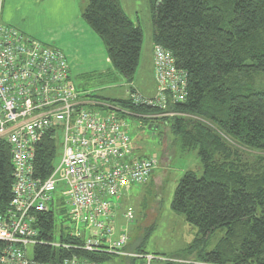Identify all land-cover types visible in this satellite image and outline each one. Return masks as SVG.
Returning <instances> with one entry per match:
<instances>
[{"label":"trees","instance_id":"trees-1","mask_svg":"<svg viewBox=\"0 0 264 264\" xmlns=\"http://www.w3.org/2000/svg\"><path fill=\"white\" fill-rule=\"evenodd\" d=\"M147 1L153 45L168 50L175 66L186 74L185 101L166 110L175 114L170 118L171 134L181 150L197 152L203 169L200 178L191 172L182 176L170 205L196 228L198 238L189 248L196 254L171 259L264 264V164L247 169L237 150L221 136L264 152V92L248 84L255 76H264V0ZM81 17L100 38L111 66L131 84L141 55L140 27L124 14L119 0H86ZM108 103L139 121L161 113L134 105L128 98ZM56 156L54 140L45 136L36 151L34 176L45 179ZM12 182L10 149L0 141V215L11 200ZM54 212L53 205L33 224L39 239L34 261L57 264L74 254L110 264L105 254L50 248ZM61 215L67 217L62 205ZM217 231L222 237L213 250L205 252ZM60 242L74 240L67 233ZM3 246L0 242V249ZM134 254L141 255L139 245ZM125 259L129 260L124 264H130L134 258Z\"/></svg>","mask_w":264,"mask_h":264},{"label":"built area","instance_id":"built-area-1","mask_svg":"<svg viewBox=\"0 0 264 264\" xmlns=\"http://www.w3.org/2000/svg\"><path fill=\"white\" fill-rule=\"evenodd\" d=\"M152 69L155 96L144 98L133 92L129 100L163 115L168 105L185 101L186 74L159 45L152 46ZM91 98L74 86L62 51L0 22V141L9 146L13 178L11 200L0 215L4 244L0 264H42L27 259L26 247L39 243L33 224L54 205L60 186L61 205L74 227L68 235L74 242H50V248L142 258L125 251L130 239L116 222L118 216L134 220L130 210L122 211L124 201L132 188L146 184L157 160L137 157L122 119L113 111L116 108ZM45 136L54 140L57 156L50 174L40 179L33 167ZM57 264L100 263L72 254Z\"/></svg>","mask_w":264,"mask_h":264},{"label":"rangeland","instance_id":"rangeland-1","mask_svg":"<svg viewBox=\"0 0 264 264\" xmlns=\"http://www.w3.org/2000/svg\"><path fill=\"white\" fill-rule=\"evenodd\" d=\"M120 7L128 19L138 25L142 32L141 55L135 76L131 84L111 66L107 59L105 48L95 32L83 21L81 13L86 5L76 4V21L71 24L59 22L52 24L48 17L38 13L34 16L32 29L35 37L42 44L54 47L63 52L66 57L71 80L82 93L92 97L98 104L108 105L110 100L129 99L130 93L136 92L144 98H153L156 86L153 80L152 43L150 9L147 0H119ZM82 8V9H81ZM48 15V12H47ZM83 25L89 32L80 30L70 36L68 29H79ZM251 87L264 92V76L257 75L252 80ZM133 91H130V90ZM122 119L127 134L132 140L137 157L155 158L157 166L146 184L132 188L122 211L130 210L134 220L127 222L121 216L117 219V228L126 229L129 236L126 252L135 253L140 246L142 258L130 259V264H166L176 256L195 255L189 248L198 238L195 227L190 226L182 215L174 213L171 202L174 191L182 176L193 173L197 178L203 175L197 152L181 150L175 137L171 134L169 123L173 118L171 112L151 118L142 117L141 121L129 116L127 112L113 105ZM227 145L237 150L241 156V164L247 169H257L264 164V152L240 147L226 138ZM60 154V148L58 145ZM54 198V217L52 243L58 245L60 237L74 229L68 217L61 215V190ZM222 237L217 231L207 242L205 252L213 250ZM34 245H27L26 256L33 259ZM150 260L148 261V258ZM120 256H110V264H124L129 259ZM126 261V262H125ZM198 261V260H194Z\"/></svg>","mask_w":264,"mask_h":264},{"label":"crops","instance_id":"crops-1","mask_svg":"<svg viewBox=\"0 0 264 264\" xmlns=\"http://www.w3.org/2000/svg\"><path fill=\"white\" fill-rule=\"evenodd\" d=\"M79 2L82 4L83 0H1L0 22L6 27H12L25 36L37 40L35 32L32 29V23L36 13L42 17H48V20L52 24H58L59 22L71 24L72 21L77 20L76 4ZM78 28L73 30L68 29V34L73 36L78 30L83 33L89 32L82 24H79Z\"/></svg>","mask_w":264,"mask_h":264}]
</instances>
